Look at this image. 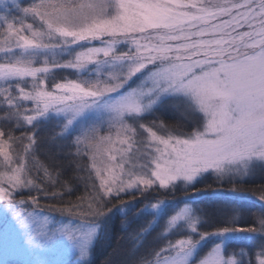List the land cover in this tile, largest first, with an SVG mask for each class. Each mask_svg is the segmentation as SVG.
Instances as JSON below:
<instances>
[{"label":"snow or ice","instance_id":"6c2138e0","mask_svg":"<svg viewBox=\"0 0 264 264\" xmlns=\"http://www.w3.org/2000/svg\"><path fill=\"white\" fill-rule=\"evenodd\" d=\"M166 3L0 0V264H264V131L238 134L214 75L186 81L138 35ZM181 103L191 128L168 122Z\"/></svg>","mask_w":264,"mask_h":264},{"label":"rangeland","instance_id":"374dc122","mask_svg":"<svg viewBox=\"0 0 264 264\" xmlns=\"http://www.w3.org/2000/svg\"><path fill=\"white\" fill-rule=\"evenodd\" d=\"M165 8L171 11H145L142 22L167 27L138 35L166 49L170 63L191 68L186 81L214 75L215 86L205 92L212 109L226 113L238 134L260 139L264 131V0H167ZM183 109L181 103L174 111ZM208 119L211 113L192 117L203 125ZM238 224L251 226L246 218ZM208 247L210 243L198 249L195 258Z\"/></svg>","mask_w":264,"mask_h":264},{"label":"trees","instance_id":"16d2710c","mask_svg":"<svg viewBox=\"0 0 264 264\" xmlns=\"http://www.w3.org/2000/svg\"><path fill=\"white\" fill-rule=\"evenodd\" d=\"M63 75H64V73H62V72H55V73L52 74L51 78L59 79V78H62ZM11 120H12L11 116L6 115V113H4V112H0V124L9 123V125H10ZM168 122L170 124H177V123L180 122L182 126L184 124H187V126L189 128H191V126H192V124L188 123L187 121H185L184 118L181 116V113L177 112V111H172L170 113ZM192 123H195V121L192 120ZM253 183L254 184L248 185V187L258 189V188L261 187V183H264V179L257 178V180L253 181ZM55 190L56 191H61L60 188H57ZM82 193H83V187L81 185L80 186V191L77 192L76 195H80ZM220 197L226 199L227 198V194H224V196L222 195ZM68 198L69 197H67V196L65 197V199H68ZM215 198H216V195H212L211 192H201V193L198 194L197 197H194L193 199L199 200L201 202H208V201L214 200ZM182 199H183L182 197H177L176 202L179 203V202H181ZM206 215H208V213H206ZM208 220H209L208 224L201 225V227L203 228L202 230L212 231V230H214L212 227L220 226V224L222 223L220 217L217 216L215 213H212V214L210 213L209 216H208ZM158 231H160V230H158ZM101 258H102V256H101Z\"/></svg>","mask_w":264,"mask_h":264}]
</instances>
